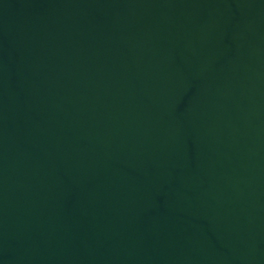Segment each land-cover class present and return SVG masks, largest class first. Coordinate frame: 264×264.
<instances>
[{
    "label": "water",
    "instance_id": "95a60500",
    "mask_svg": "<svg viewBox=\"0 0 264 264\" xmlns=\"http://www.w3.org/2000/svg\"><path fill=\"white\" fill-rule=\"evenodd\" d=\"M0 264H264V0H0Z\"/></svg>",
    "mask_w": 264,
    "mask_h": 264
}]
</instances>
